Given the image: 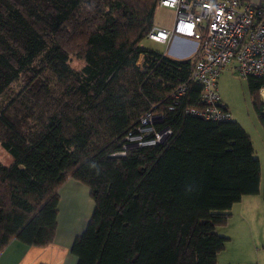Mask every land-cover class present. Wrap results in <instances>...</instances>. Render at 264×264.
Returning <instances> with one entry per match:
<instances>
[{
    "label": "trees",
    "instance_id": "trees-1",
    "mask_svg": "<svg viewBox=\"0 0 264 264\" xmlns=\"http://www.w3.org/2000/svg\"><path fill=\"white\" fill-rule=\"evenodd\" d=\"M158 1L0 0V96L24 81L0 110L9 156L0 163V253L12 240L52 243L67 179L87 187L94 205L70 247L76 264H216L228 240L216 229L231 207L245 196L264 199L242 127L188 113L202 108L201 87L189 78L193 59L140 45ZM246 83L264 130L256 97L264 79ZM145 114L170 134L124 151Z\"/></svg>",
    "mask_w": 264,
    "mask_h": 264
},
{
    "label": "built area",
    "instance_id": "built-area-1",
    "mask_svg": "<svg viewBox=\"0 0 264 264\" xmlns=\"http://www.w3.org/2000/svg\"><path fill=\"white\" fill-rule=\"evenodd\" d=\"M157 6L174 11V24L171 29L153 28L149 40L169 45L181 37L198 42L189 78L201 87L202 108L188 113L216 122L231 119L218 92V79L227 68L245 80L264 79V0L257 4L244 0H159ZM184 92L185 86H178L174 98ZM258 92L264 97V84ZM158 120L145 114L136 131L125 137L123 150L162 142L170 132H156L153 124Z\"/></svg>",
    "mask_w": 264,
    "mask_h": 264
},
{
    "label": "crops",
    "instance_id": "crops-1",
    "mask_svg": "<svg viewBox=\"0 0 264 264\" xmlns=\"http://www.w3.org/2000/svg\"><path fill=\"white\" fill-rule=\"evenodd\" d=\"M244 1L257 4L262 0ZM174 17L172 9L157 6L153 28L171 29ZM156 44L164 48L150 49L179 61L194 59L198 49L197 41L181 37L172 40L170 45ZM58 195L57 226L52 243L39 248L12 240L0 253V264H76L70 247L83 232L94 205L88 188L73 179L63 183ZM216 232L228 239L216 257V264H264V199L261 194L242 197L231 207L226 224Z\"/></svg>",
    "mask_w": 264,
    "mask_h": 264
},
{
    "label": "rangeland",
    "instance_id": "rangeland-1",
    "mask_svg": "<svg viewBox=\"0 0 264 264\" xmlns=\"http://www.w3.org/2000/svg\"><path fill=\"white\" fill-rule=\"evenodd\" d=\"M174 40L175 38L173 41ZM140 45L148 49H150V47L164 48L162 45L156 44L148 38H144ZM173 46L174 42L171 47ZM69 64L74 69H79L82 66V62L73 56L70 57ZM23 85V79H19L10 85V87L0 96V110L21 92ZM217 85L221 99L226 107H228L231 119L237 122L250 137L255 157L260 164L261 181H263L264 130L259 124L254 111L246 80L238 77L236 73L227 68L219 77ZM256 97L257 100L264 105V97H262L259 92L256 94ZM8 160L9 156L0 148V163L7 162ZM260 188H262V182Z\"/></svg>",
    "mask_w": 264,
    "mask_h": 264
}]
</instances>
